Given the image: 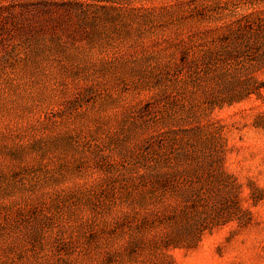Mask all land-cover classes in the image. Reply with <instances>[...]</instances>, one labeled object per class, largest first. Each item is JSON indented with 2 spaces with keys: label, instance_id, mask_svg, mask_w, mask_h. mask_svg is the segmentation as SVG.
Segmentation results:
<instances>
[{
  "label": "rangeland",
  "instance_id": "1",
  "mask_svg": "<svg viewBox=\"0 0 264 264\" xmlns=\"http://www.w3.org/2000/svg\"><path fill=\"white\" fill-rule=\"evenodd\" d=\"M0 264H264V0H0Z\"/></svg>",
  "mask_w": 264,
  "mask_h": 264
}]
</instances>
